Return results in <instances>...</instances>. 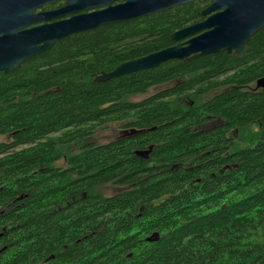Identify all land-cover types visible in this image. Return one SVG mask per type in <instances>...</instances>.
<instances>
[{
    "label": "trees",
    "instance_id": "1",
    "mask_svg": "<svg viewBox=\"0 0 264 264\" xmlns=\"http://www.w3.org/2000/svg\"><path fill=\"white\" fill-rule=\"evenodd\" d=\"M200 13L100 26L0 73V264H264V27L241 59L94 82L173 46ZM111 125L126 133L63 152Z\"/></svg>",
    "mask_w": 264,
    "mask_h": 264
},
{
    "label": "water",
    "instance_id": "2",
    "mask_svg": "<svg viewBox=\"0 0 264 264\" xmlns=\"http://www.w3.org/2000/svg\"><path fill=\"white\" fill-rule=\"evenodd\" d=\"M58 1L65 4L55 10L36 12ZM116 1L122 3L113 5ZM191 1L210 4L201 12L202 21L171 35L173 46L121 63L111 72L95 77L94 82L220 52L241 59L249 51L251 38L264 27V0H0V73L18 70L26 60L49 51L71 35L144 18ZM255 86L264 90V76ZM151 151L149 146L134 154L146 160ZM157 238L153 234L146 241Z\"/></svg>",
    "mask_w": 264,
    "mask_h": 264
},
{
    "label": "rangeland",
    "instance_id": "3",
    "mask_svg": "<svg viewBox=\"0 0 264 264\" xmlns=\"http://www.w3.org/2000/svg\"><path fill=\"white\" fill-rule=\"evenodd\" d=\"M163 88H165V87L153 89L147 95L136 97L134 100L137 101V100H140L142 98H145L146 96L153 94V93H155L158 90H161ZM123 133H126V131H122L117 126L111 125L105 130H99L97 133H95L89 139L80 142L78 145L74 144V145L67 146L66 148L63 149L64 150L63 152L64 153H67L68 151L76 152L78 150V148L85 143L93 142V143H97V144H105L107 142L113 141L116 138L120 137ZM8 141H9L8 137H6V136L0 137V142H8ZM66 165L67 164H66L63 157L50 164V166L53 168H56V167L64 168V167H66ZM116 191H117V188L115 186L107 185L104 187L95 188L92 193L93 194H102L104 196H110L111 194H114Z\"/></svg>",
    "mask_w": 264,
    "mask_h": 264
},
{
    "label": "flooded vegetation",
    "instance_id": "4",
    "mask_svg": "<svg viewBox=\"0 0 264 264\" xmlns=\"http://www.w3.org/2000/svg\"><path fill=\"white\" fill-rule=\"evenodd\" d=\"M119 3H122V1H116V2H113L112 4L115 5V4H119ZM64 4H65V1H58V2H55V3H51V4H46L42 8L36 10V12H47V11L55 10V9H58V8L62 7ZM209 4H210V1H205L203 3H199L197 1H191V2L183 4V5L175 6V7L171 8V9L184 7V6H190L194 11H196L197 6L200 5L201 6V12H202ZM171 9H169V10H171ZM201 17H203V16L201 15ZM210 129H211L210 126H205V127L201 128V130H205V131L210 130ZM123 134H125V133H123ZM223 155H224L225 158H228L229 152L225 151V152H223Z\"/></svg>",
    "mask_w": 264,
    "mask_h": 264
}]
</instances>
